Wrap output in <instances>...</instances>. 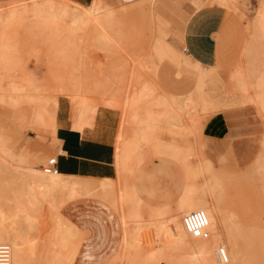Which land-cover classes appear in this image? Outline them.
Listing matches in <instances>:
<instances>
[{"label": "rangeland", "instance_id": "374dc122", "mask_svg": "<svg viewBox=\"0 0 264 264\" xmlns=\"http://www.w3.org/2000/svg\"><path fill=\"white\" fill-rule=\"evenodd\" d=\"M33 1L0 0V15L9 19L11 9L12 14L20 10L16 16L22 15V19L25 16L31 23V19H38V13L27 11L30 8L21 9ZM72 1L88 5L92 0ZM105 1L114 11L112 23L107 27L99 26L101 35L91 23L72 34L78 44L67 50L65 56L68 58L56 60L61 66L58 70L68 72L65 78L59 77L58 71H53V68L57 69L56 65L53 67L51 62V66L49 59L45 58L49 51L46 38L54 34L28 31L29 35H26L27 31L19 30L17 40L22 46H17V49L21 48L18 54L27 66L25 70L28 73L31 70L29 75L34 76L33 86L38 89L32 84L30 89L25 83L27 88L17 100L0 98V158L19 167L22 172L34 162L44 168L50 158L61 152L56 136L60 108L66 109L70 117L74 109L66 98L74 93L75 84L83 86L82 90L89 91L86 95L101 109L114 112L118 178L113 180V190L121 193L125 181L118 153L125 147L126 140L131 142L135 135L145 132L148 135L146 140L134 143V148L160 147L174 152L170 159L176 163L184 161L187 172L180 167L194 195L204 193L211 201L215 199L222 217L229 218L228 223L231 220L236 223V235L246 258L244 264H264L261 253L264 247V109L256 95L259 92L257 82L264 77V26L259 23L263 16L261 0ZM205 6H221L230 14L224 26L228 42L220 51L217 62L210 65L182 46L186 43L185 27L191 14ZM52 14L64 28L73 21L72 17H64L61 12ZM63 37L71 38L69 31ZM103 37L109 42L102 41ZM50 54L48 57L54 59L55 54ZM47 66L50 67L46 69ZM47 70L54 76H45ZM73 70H78L75 71L78 76L75 79L66 77L74 73ZM2 83L6 85V80L3 79ZM137 92L138 98L134 96ZM223 114L228 117L230 127H222L219 122L220 129L207 131L206 124L210 128ZM148 116L156 119L155 132L146 130ZM133 117L138 121L146 117V120L133 123ZM94 123L95 119L92 126ZM21 146L28 150L21 152ZM206 161L210 170L207 167L208 171L204 172L206 168L203 171L199 165ZM88 179L96 185L100 181ZM22 182L20 177H14L0 165L2 210L25 209L18 201ZM205 183L210 188L204 187ZM166 185L173 187L170 182ZM212 193H215L213 198ZM126 209L129 211L131 206ZM114 210L121 217L120 212ZM39 214L40 224L46 223L47 228L55 224L56 215L54 219L50 218L47 210ZM62 214L65 216L63 209ZM233 214L234 219H230ZM109 248H106L107 255L112 251ZM126 263L127 260L123 264Z\"/></svg>", "mask_w": 264, "mask_h": 264}, {"label": "bare ground", "instance_id": "6f19581e", "mask_svg": "<svg viewBox=\"0 0 264 264\" xmlns=\"http://www.w3.org/2000/svg\"><path fill=\"white\" fill-rule=\"evenodd\" d=\"M25 3L27 4L28 1ZM261 6L263 16L259 18V23L264 26V0H261ZM26 8H30L27 11L32 10L38 13V19H34L35 21L31 19L32 21L30 23L28 22L29 19H25V16H23L24 19L20 18L22 15H19V13V16H16L20 10L12 14V9L10 10L11 14L9 19H5V17L3 19L2 15H0V77L3 76L0 79L1 99L6 97V99L17 100L19 95L21 93L23 94L27 88L25 83L29 84L30 89V84L33 86L34 83L33 75H29L31 70L29 73L25 70L27 66H24V60L20 59L22 56L19 57L21 48L17 49V46H22L21 41L19 40V42L17 40L20 38L19 30L27 31L26 35H29L27 34L28 31L31 33L47 31L51 35L52 33L55 35L50 36L46 32L50 36L47 37L48 39L46 38V44L49 50L48 55L50 53V56L55 54L54 59L59 55V58L55 59V61L52 59L53 57L49 58L48 55L45 58L47 60L49 59L50 63L48 62V64L51 66V62L54 63L53 67L56 65L57 69L54 70L52 67L53 71L55 73L58 71L57 75L59 74V77L65 78L64 75H67L68 72L65 74L61 70H58L61 69V66L59 67V63L57 62L58 59L67 57L65 55H67L66 53L69 48L78 44L79 41L72 38V34L74 35L78 30H82L83 26L90 25V23L93 24L91 26L97 29V31L100 25L109 26L112 23V12H114L106 5L105 0H92L88 5L72 0H34L28 7L26 6L25 9L22 8L21 10L25 11ZM55 11L57 13L61 12L64 17H72V23L68 26L66 25L65 28L63 27L64 25L61 26L59 24L60 22L56 20L57 17L52 14ZM43 13H47L49 16H45ZM101 18L103 20H100ZM139 18H141V15ZM68 31L71 36L69 39L68 37H63ZM97 31L96 34L99 32L101 35V30ZM17 36L19 37L17 38ZM106 37H103L102 41L104 40L106 42L108 40ZM18 42L20 45H17ZM24 46L23 48H25ZM52 52L55 53L52 54ZM56 53H58L57 57ZM61 55H63L62 58H60ZM69 59L71 58L69 57ZM68 66L66 64V67ZM49 67L47 66L46 69ZM75 71L73 70L75 74L70 73V76L66 77L75 79L78 76ZM61 72L63 73L62 75ZM52 74L53 72L48 71L45 76ZM3 79L6 80V85H3ZM257 85L259 92L256 94L258 99L256 100L264 109V77L259 79ZM71 86L69 87L71 88ZM257 87L255 89L256 91H258ZM35 88L36 90L38 89L37 87ZM74 89V93H71L69 96L67 95L68 97L66 98L74 109L69 119L72 128L84 131L87 127L92 126V120L96 119L100 105L96 104L86 95L89 91L84 92L83 86L81 87L75 84ZM135 94L134 96L138 98L139 93L137 92ZM139 100L141 101L142 99ZM160 101L162 102V100ZM144 119L146 120V117L142 120L145 121ZM147 119L145 121L147 124L146 130L148 132H155L154 124L156 123V119H150L149 116ZM142 120L138 121L137 117L131 118L133 123L143 122ZM147 136L145 132H142L140 135H135L130 140L131 142L126 140L125 147L118 153V161L122 166L125 180L121 193L115 191V188L113 190L114 185L112 179H102L96 185L88 178L65 175L59 171L57 173H48L45 167L49 161L44 168L42 166L41 168L39 163L34 162L25 172H22L19 167L11 165L0 158V165L12 173L14 177L17 176L23 180L21 190L18 192V201L23 204L25 209L21 211L17 207L11 212H8L0 208V243H6L10 246L12 263L62 264L69 261V255L66 253V250L71 245V241L69 240V231L67 225H65V216L62 214V208L72 199L84 196H95L106 200L119 211L124 225L122 248L108 264H123L125 260H127L126 264H244L246 258L242 245L236 235V223H234V220L228 223L229 218L222 217L221 210L218 208L215 199L211 201L204 193L200 196H195L191 190V186L187 184L179 201L171 207L153 205L139 195L134 184V179L139 168L146 161H154L155 156L170 159V156L175 154L160 147L153 148L146 146L145 148L148 147L147 149L142 148L140 150L134 148V143L138 144L141 140L145 141ZM157 141L161 142L160 139H157ZM20 150L24 152L28 148L21 146ZM60 151L62 152L61 149ZM183 162L181 161L178 164L184 168V172L186 173L187 166L185 167L186 164L183 165ZM201 164L199 165L201 170L206 168L204 169L205 171L203 170L206 172L208 171L207 167L210 170L207 161ZM204 187H208V183H205ZM213 194L215 195V193H212L211 198H213ZM128 205L131 206V209H128L129 211L126 209ZM44 210L50 212V218L56 215L55 224L48 226V228L46 223H39V213ZM195 210H204L209 217L210 224L208 229L210 236L208 238L193 236L185 227L184 216ZM232 216L230 219H234L235 215ZM239 231L237 229V232ZM261 253L264 257V247H262Z\"/></svg>", "mask_w": 264, "mask_h": 264}, {"label": "crops", "instance_id": "0c3cea01", "mask_svg": "<svg viewBox=\"0 0 264 264\" xmlns=\"http://www.w3.org/2000/svg\"><path fill=\"white\" fill-rule=\"evenodd\" d=\"M229 15L221 6H205L193 12L185 27L186 43L182 46L205 64L216 63L228 42L224 26ZM113 117V111L100 108L94 125L80 131L71 127L67 110L60 108L56 131L62 150L58 153L60 173L99 180L118 178ZM217 120L210 128L206 124L207 131L220 129L219 122L222 127H230L225 114ZM166 182L173 187L167 186ZM186 182L178 163L160 157L146 161L134 179L139 195L161 207L174 206L182 196ZM62 209L71 241L66 250L69 261L62 264H108L116 257L123 245L124 225L109 202L84 196L70 200ZM107 247L112 250L109 255L105 254Z\"/></svg>", "mask_w": 264, "mask_h": 264}, {"label": "built area", "instance_id": "2783aa9c", "mask_svg": "<svg viewBox=\"0 0 264 264\" xmlns=\"http://www.w3.org/2000/svg\"><path fill=\"white\" fill-rule=\"evenodd\" d=\"M48 173H57L59 171L58 155L49 160L45 167ZM185 227L193 236L208 238L210 231L208 229L210 221L204 210H195L184 216ZM0 264H13L11 248L6 243H0Z\"/></svg>", "mask_w": 264, "mask_h": 264}]
</instances>
